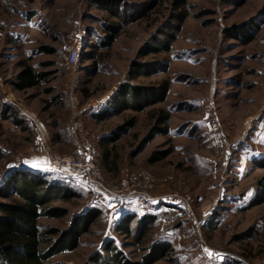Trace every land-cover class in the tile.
Here are the masks:
<instances>
[{"label": "rangeland", "instance_id": "1", "mask_svg": "<svg viewBox=\"0 0 264 264\" xmlns=\"http://www.w3.org/2000/svg\"><path fill=\"white\" fill-rule=\"evenodd\" d=\"M146 1L0 0V186L23 171L68 183L70 198L55 202L68 214L40 217L43 227L99 212L53 263L84 264L109 244L139 261L166 242L154 264H264V0H188L170 51L139 56L169 11L139 16ZM243 26L248 40L230 35ZM135 59L167 66L131 82L168 79L165 99L96 120ZM23 62L46 77L18 90ZM160 110L166 132L140 148ZM126 216L129 234L118 229Z\"/></svg>", "mask_w": 264, "mask_h": 264}, {"label": "trees", "instance_id": "2", "mask_svg": "<svg viewBox=\"0 0 264 264\" xmlns=\"http://www.w3.org/2000/svg\"><path fill=\"white\" fill-rule=\"evenodd\" d=\"M159 4H166L169 9L166 20L153 39L140 49L139 56L170 51L171 44L189 14L188 0H149L140 6L142 8L139 10V16H143ZM241 28L238 35L231 32L230 35L239 37L240 34L248 40L251 36L248 26ZM121 30L120 21L105 25L104 38L100 40L99 46L108 49ZM20 64L21 70L14 83L18 90L37 86L46 77L44 72L34 70L26 62ZM166 68L167 66L164 65L160 70ZM160 70L156 62L154 64L149 61L132 60L126 72L128 81L119 85L106 104L94 114L96 120L102 121L123 111L139 112L163 101L171 83L168 79L149 85L131 83L132 80L151 76ZM159 112L150 132L141 141L140 148L155 134L166 132L165 125L169 115L163 110ZM135 122L136 117L129 116L117 126L116 134L133 127ZM164 156L165 152H162L153 156V160ZM72 193L73 190L68 183L58 180L49 182L39 175L30 176L24 171L13 173L6 183L0 186V264H66L53 263L50 259L59 252L74 249L79 243L80 233L87 231L89 222L99 212L92 209L86 214L75 215L66 230L40 226L38 219L40 217H61L68 214L66 207L57 205L55 202L69 199ZM131 220L129 216L121 219L118 229L129 234ZM169 248L171 246L168 243L157 242L150 247L149 252L141 256L139 261H131L121 251L113 248L112 244H109L105 249L106 253L98 252L84 264H154Z\"/></svg>", "mask_w": 264, "mask_h": 264}, {"label": "built area", "instance_id": "3", "mask_svg": "<svg viewBox=\"0 0 264 264\" xmlns=\"http://www.w3.org/2000/svg\"><path fill=\"white\" fill-rule=\"evenodd\" d=\"M72 57L75 58V53H72Z\"/></svg>", "mask_w": 264, "mask_h": 264}]
</instances>
